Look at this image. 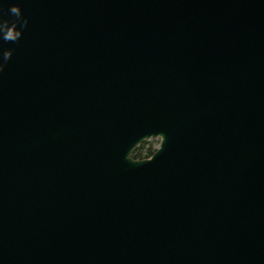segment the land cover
<instances>
[{"label": "water", "instance_id": "obj_1", "mask_svg": "<svg viewBox=\"0 0 264 264\" xmlns=\"http://www.w3.org/2000/svg\"><path fill=\"white\" fill-rule=\"evenodd\" d=\"M12 3L0 264H264V0Z\"/></svg>", "mask_w": 264, "mask_h": 264}, {"label": "clouds", "instance_id": "obj_2", "mask_svg": "<svg viewBox=\"0 0 264 264\" xmlns=\"http://www.w3.org/2000/svg\"><path fill=\"white\" fill-rule=\"evenodd\" d=\"M7 15L9 18H5V10L3 7H0V40L15 43L22 36L24 28L27 27L28 19L22 15V9L19 3H12L7 10ZM12 54V48L3 51L2 57H0V72H3Z\"/></svg>", "mask_w": 264, "mask_h": 264}, {"label": "trees", "instance_id": "obj_3", "mask_svg": "<svg viewBox=\"0 0 264 264\" xmlns=\"http://www.w3.org/2000/svg\"><path fill=\"white\" fill-rule=\"evenodd\" d=\"M144 146L140 145L133 153V157L136 159H144L149 158L156 151L152 148H148L147 150L143 149Z\"/></svg>", "mask_w": 264, "mask_h": 264}, {"label": "rangeland", "instance_id": "obj_4", "mask_svg": "<svg viewBox=\"0 0 264 264\" xmlns=\"http://www.w3.org/2000/svg\"><path fill=\"white\" fill-rule=\"evenodd\" d=\"M161 139L159 137L157 138H151L143 142L141 145L144 146V150H147L148 148H152L154 150H157L160 146Z\"/></svg>", "mask_w": 264, "mask_h": 264}]
</instances>
